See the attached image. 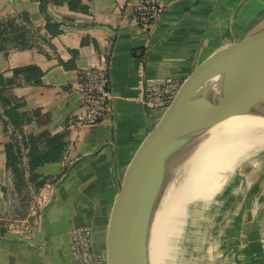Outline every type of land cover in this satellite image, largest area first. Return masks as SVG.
Wrapping results in <instances>:
<instances>
[{"label": "crops", "instance_id": "1", "mask_svg": "<svg viewBox=\"0 0 264 264\" xmlns=\"http://www.w3.org/2000/svg\"><path fill=\"white\" fill-rule=\"evenodd\" d=\"M75 1L77 10L68 4L42 7L40 0H0V19L19 18L24 25L20 17L26 15L47 41L39 48L0 52L6 77L25 66L44 72L41 85L13 90L25 102L22 115L33 117L24 133H63L68 143L63 158L38 169L43 186L34 202L50 203L35 213L32 201L19 219L5 151L11 139L0 119V264H79L69 234L84 224L93 228L95 249L105 253L126 171L162 117L136 100L140 62L147 76L184 82L218 50L264 30V0H161L162 16L147 31L132 20L137 0ZM48 20L60 34L45 29ZM91 68L108 71L112 106L101 123L81 127L73 118L81 106L82 73ZM249 156L226 173L211 204L206 231L211 261L264 264V154Z\"/></svg>", "mask_w": 264, "mask_h": 264}, {"label": "water", "instance_id": "2", "mask_svg": "<svg viewBox=\"0 0 264 264\" xmlns=\"http://www.w3.org/2000/svg\"><path fill=\"white\" fill-rule=\"evenodd\" d=\"M220 76L226 77V91L217 102L196 99ZM263 101L264 30L218 50L189 75L126 171L108 226L107 264H149L152 216L178 154L195 133L249 113Z\"/></svg>", "mask_w": 264, "mask_h": 264}, {"label": "bare ground", "instance_id": "3", "mask_svg": "<svg viewBox=\"0 0 264 264\" xmlns=\"http://www.w3.org/2000/svg\"><path fill=\"white\" fill-rule=\"evenodd\" d=\"M225 91L226 77L220 76L205 85L196 99L217 102ZM261 148L264 149V101L249 113L194 134L193 142L176 158L181 182L164 189L156 204L147 239L149 264H163L170 259L171 242L179 235L186 205L213 198L223 184V174L231 171L241 157Z\"/></svg>", "mask_w": 264, "mask_h": 264}, {"label": "trees", "instance_id": "4", "mask_svg": "<svg viewBox=\"0 0 264 264\" xmlns=\"http://www.w3.org/2000/svg\"><path fill=\"white\" fill-rule=\"evenodd\" d=\"M40 2L42 7L47 4H68L71 9H78L75 0H40ZM82 10L86 11L85 8ZM20 18L24 22L23 27L31 28L36 35L39 34L40 29L32 25L28 16L22 15ZM16 19L19 20V18ZM16 19H0V52L8 54L10 50L14 49L35 48L28 36L30 30L25 31L22 26L16 25ZM45 29L52 36L60 34L58 26L52 25L49 20ZM37 39L40 43H47L44 38L38 35ZM43 75L44 72L36 66L17 68L13 71L12 77H6L0 73V119L4 133L11 139L5 147L7 168L12 173L15 192L20 199L31 184L36 187V190L43 186L38 174L39 168L48 163L57 162L68 152V143L65 141L63 133L57 135H51L48 132L39 135L24 133V126L30 124L33 117L22 115L25 102L17 99L13 90L25 85H41ZM26 215V213L18 214L21 219Z\"/></svg>", "mask_w": 264, "mask_h": 264}, {"label": "built area", "instance_id": "5", "mask_svg": "<svg viewBox=\"0 0 264 264\" xmlns=\"http://www.w3.org/2000/svg\"><path fill=\"white\" fill-rule=\"evenodd\" d=\"M163 10L164 5L161 0H137L133 3L132 20L141 30L147 31L159 21ZM137 56L142 57V53L138 52ZM138 76L139 81L135 88L136 100L144 104L151 114H163L183 83L174 77L147 76L143 61L139 64ZM111 106L112 92L108 71L102 68L85 70L82 73L81 106L73 118V123L81 127L97 125L110 113ZM28 190L34 205L39 190L32 186ZM49 203V198L37 201L36 208H33L35 213L42 211ZM11 229L17 228L15 229L12 225ZM69 248L79 264H107L106 253L99 252L94 247L93 228L88 224L75 227L70 231Z\"/></svg>", "mask_w": 264, "mask_h": 264}, {"label": "rangeland", "instance_id": "6", "mask_svg": "<svg viewBox=\"0 0 264 264\" xmlns=\"http://www.w3.org/2000/svg\"><path fill=\"white\" fill-rule=\"evenodd\" d=\"M11 19L14 20L16 18L14 17V19L13 18ZM16 25L23 27L21 22L17 19H16ZM23 28L25 31L30 30L28 35L30 36L31 39L30 41L33 42V45H35V47L39 48L41 43L38 41L37 35L34 32V30L31 28H25V27ZM255 150L250 151L248 155L245 156L253 155L255 153L259 154V152H262V154H264L263 148L257 149L256 151ZM242 159L243 158L241 157L240 160ZM225 175L226 173L223 174L221 178L222 183L224 181ZM181 177L182 176L180 175V173L176 172V167L172 166L168 173L165 189L176 187L177 183L179 184V182H181L182 179ZM31 186L34 189H36L34 185L31 184L29 187ZM28 189H26L21 199L18 197L16 198L18 200L16 209L18 210V214L20 215L25 214L28 210V207L32 204V197ZM216 196L217 193L213 196V198L209 200L197 199L186 205L185 215L182 217L183 222L182 225H180L179 227L180 228L179 235L171 242L173 248L171 257L170 259L165 260L163 264H233L234 263V260L232 258H226L227 260L223 259L222 261L220 259L211 261L209 259V255L207 254L209 249L206 247V244L207 242L212 241V239H210V235L206 232L207 224H208V220L212 215L211 204Z\"/></svg>", "mask_w": 264, "mask_h": 264}]
</instances>
